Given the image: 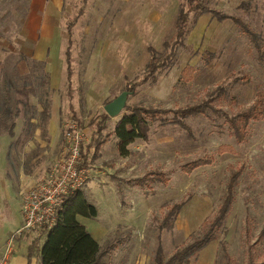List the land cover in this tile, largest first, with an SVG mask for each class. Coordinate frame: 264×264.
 I'll list each match as a JSON object with an SVG mask.
<instances>
[{"label": "rangeland", "instance_id": "obj_1", "mask_svg": "<svg viewBox=\"0 0 264 264\" xmlns=\"http://www.w3.org/2000/svg\"><path fill=\"white\" fill-rule=\"evenodd\" d=\"M241 1L248 2L250 8L239 9ZM179 2L63 0L60 12L49 22L54 26L36 29V34L53 38L50 44H43L47 58L37 60V44L24 27L30 0H0V151L5 150L0 159L1 155L6 157V164L0 167V211L12 208L10 197H16L10 203L19 210L30 186L47 176L63 151L67 123L73 120L85 130L83 144L92 138L96 144L102 143L96 151L91 148L83 187L98 215H78V220L102 245L120 238L105 256L107 261L154 264L159 244L169 256L191 241L217 211L230 175L240 166L244 170L235 185L232 207L216 238L199 252L193 264H226L221 242H225L232 264H247L249 251L258 260L264 258V235L259 236L264 231V117L249 125L245 142L237 143L223 117L187 116L184 121L190 126L189 133L171 121L172 113L159 114L148 118L149 140L137 138L126 156L120 154L113 132L124 109L108 115L104 125L99 122L104 105L126 90V81L145 73L151 57L148 46L154 47L157 56L165 52L163 41L175 30ZM204 5L240 17L264 46V0H207ZM81 7L84 12L74 25L70 48V94L66 26ZM188 28V46L178 47L176 57L162 69L157 82L138 85L128 94L127 104L176 109L214 97L213 104L229 113L251 104L256 91L264 90V61L258 59L257 43L232 19H217L209 12L192 14ZM206 50L213 52L211 61L202 58ZM187 64L196 67L193 79L180 81ZM8 80L21 90L20 94L12 91L9 101L14 112L16 99H23L17 116L6 114L2 104L3 95H8ZM219 86L224 91H213ZM44 102L50 112L41 119ZM12 121H16L13 136L8 133ZM220 145L228 149L218 153ZM205 155H213L214 161L189 173L180 168ZM154 171H162L169 180H153ZM181 202L172 226L160 230L165 213ZM37 234L35 229L27 230L23 239L30 238V243ZM8 239L5 253L0 252V264L10 260L14 242L8 246ZM24 247L25 243L17 254Z\"/></svg>", "mask_w": 264, "mask_h": 264}, {"label": "trees", "instance_id": "obj_2", "mask_svg": "<svg viewBox=\"0 0 264 264\" xmlns=\"http://www.w3.org/2000/svg\"><path fill=\"white\" fill-rule=\"evenodd\" d=\"M205 1L207 0H180L175 20V30L169 38H166L163 41L165 52L160 56H157L154 47L148 46L151 57L143 70L145 73L136 80L128 79L126 81V90L128 91V94L133 93L138 85L147 82H157L159 80V73L162 69L176 57L178 47L188 46L187 43H185V37L189 30L188 27L192 14L196 12H209L217 19H232L252 41L257 43L258 59L264 61V46L261 45L258 34L240 17L230 15L218 9L206 7L204 5ZM87 2L88 0H83V3ZM186 4H188V8L186 7ZM237 7L239 9L243 8L248 10L250 5L246 1H241ZM83 10L84 8L81 7L79 14L77 13V16L68 22L66 26L67 47L65 50V60L68 80L67 87L70 94V83L73 75L72 54L70 49L73 44V28L79 16L84 12ZM202 58L206 61H211L213 59V52L206 50L203 53ZM195 71L196 67L193 65H185L181 71L180 81L187 82L192 80ZM8 83V95H3L2 104L6 114L14 113V115L17 116L21 112L22 107H20V104L23 102V99L21 97L16 99V108L14 112L11 110L9 101L11 99L12 91L20 94L21 90L15 86L13 81L8 80ZM24 88L26 89V86H24ZM213 91L221 93L224 91V87H216ZM5 93L6 91H4V94ZM71 98L72 97L69 99L71 100ZM212 98V100L208 99L209 102L202 101L185 107L163 110L154 107H147L140 103L129 105L126 102L123 108L124 111L116 121L113 129L114 135L118 139L117 146L120 154L123 156L128 155L130 152L129 145L137 138H141L144 141L149 140L150 125L148 124V118L154 119L156 118L155 116H159V114L172 113L173 117L171 121L179 124L189 133H191L190 126L184 121V118L187 116L203 114L209 118L223 117L230 134L234 137L237 143L245 142L248 137L249 125L264 117V90H257L251 104L235 113H229L222 107L215 106L213 104L214 97ZM49 107L50 106L45 102L42 104V109L40 111L41 119L49 115ZM101 115L102 118L99 122H102L104 125L109 114L106 111H102ZM102 124H100V126H102ZM15 125L16 121H12L9 124L8 133L11 136L15 134ZM101 144L102 143L96 144L95 138H92L89 143L82 145L81 152L83 166L86 167L87 165V160L91 154V148L96 151ZM227 149L228 148L224 145H220L217 152L223 153ZM213 161V155H205L182 164L180 168L189 173L200 166L211 164ZM243 170V167L240 166L232 172L226 186V194L222 203L215 214L203 222L200 233L191 241L177 248L169 256H165L162 246L159 244L154 256V264H193L194 261H196L199 252L216 238L217 231L220 229L223 221L228 215L235 198V185L239 177L242 175ZM154 172H152L153 174L151 173L153 180L163 182L169 180L168 177H165L162 171ZM183 202L172 205L168 212L165 213V216L159 225L160 230L172 226ZM78 215L86 217H96L98 215L97 207L88 200L83 188L70 191L65 197L63 209L60 211L56 223L50 228L43 227L40 229L38 234L30 241L27 247L26 264H30L32 258L36 255L40 256L41 264H112L111 261L105 259V256L107 254L109 255V253L116 248L117 244L121 241L120 238L117 237L108 241L105 245H102L96 240L88 228L78 220ZM263 235L264 231H262L259 236L262 237ZM221 246L224 250L225 257L227 258L226 264H232V257L227 251L225 242H221ZM247 264H264V258L258 260L254 253L249 251Z\"/></svg>", "mask_w": 264, "mask_h": 264}, {"label": "built area", "instance_id": "obj_3", "mask_svg": "<svg viewBox=\"0 0 264 264\" xmlns=\"http://www.w3.org/2000/svg\"><path fill=\"white\" fill-rule=\"evenodd\" d=\"M65 145L58 161L47 176L27 190L21 204L23 221L10 235L8 246L16 234L43 227H52L63 209L66 195L70 191L83 188L87 180L88 168L82 165L81 147L85 130L70 120L65 130Z\"/></svg>", "mask_w": 264, "mask_h": 264}, {"label": "crops", "instance_id": "obj_4", "mask_svg": "<svg viewBox=\"0 0 264 264\" xmlns=\"http://www.w3.org/2000/svg\"><path fill=\"white\" fill-rule=\"evenodd\" d=\"M62 2L63 0H30L28 18L26 19L24 27H26V31L28 32L29 38H33L35 40V43L37 44L34 55V58L37 60H45L47 58V49H45L46 51L44 52L43 44H50L53 38L51 36L47 37L45 35L40 36L36 34V29H40L41 27L48 28L50 26H54L51 24L49 25V22L54 19V16H56L58 12H60ZM54 107L55 102H53L52 108ZM52 121H54L53 113ZM3 153L5 154V150L0 151V154ZM5 164L6 157H4V155H1L0 167H4ZM15 201L16 197L8 198V202L12 208H10L8 212L0 211V225L4 228L3 229L1 227L2 231H0V252H2L3 254L5 253V248H3L4 242L6 241V239L9 238L12 233H14V231L21 225L23 221L21 205H19V210H17L15 206L13 207V203ZM10 202L13 203L11 204ZM8 222L12 224L11 228L5 227ZM19 236H21V238ZM19 236L15 237V241H13V250L12 253H10L9 255L10 260L8 264H26L27 262V247L30 238L28 237L29 239L24 240L23 233ZM94 237L96 238V240H98L96 236ZM23 243H25V247L23 249L21 248L20 253L17 254L19 247H23ZM30 264H41L40 256L36 255L35 257H33Z\"/></svg>", "mask_w": 264, "mask_h": 264}, {"label": "water", "instance_id": "obj_5", "mask_svg": "<svg viewBox=\"0 0 264 264\" xmlns=\"http://www.w3.org/2000/svg\"><path fill=\"white\" fill-rule=\"evenodd\" d=\"M128 98V91L123 90L118 96H116L113 100L106 103L104 105L105 111L110 116H115L124 108Z\"/></svg>", "mask_w": 264, "mask_h": 264}]
</instances>
